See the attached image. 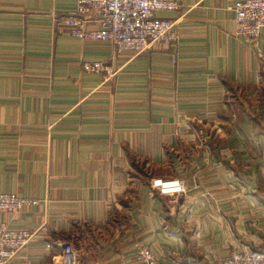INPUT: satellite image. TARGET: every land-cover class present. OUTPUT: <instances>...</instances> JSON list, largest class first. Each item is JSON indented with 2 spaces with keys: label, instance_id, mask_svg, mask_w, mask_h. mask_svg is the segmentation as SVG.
<instances>
[{
  "label": "crops",
  "instance_id": "1",
  "mask_svg": "<svg viewBox=\"0 0 264 264\" xmlns=\"http://www.w3.org/2000/svg\"><path fill=\"white\" fill-rule=\"evenodd\" d=\"M173 1L156 15L177 41L134 54L62 34L76 0H0V192L39 200L0 212L34 233L3 264H50L66 240L96 264H145L139 245L157 264L264 252V39L235 36L238 0Z\"/></svg>",
  "mask_w": 264,
  "mask_h": 264
},
{
  "label": "built area",
  "instance_id": "2",
  "mask_svg": "<svg viewBox=\"0 0 264 264\" xmlns=\"http://www.w3.org/2000/svg\"><path fill=\"white\" fill-rule=\"evenodd\" d=\"M179 7L180 4L173 0H76L75 8L60 16L58 23L66 36L108 41L116 52L139 54L155 45L177 41L176 22L159 17L156 12ZM233 11L235 36L251 42L264 39V0H238L233 5ZM94 14L96 18H93ZM257 51L263 58L264 52L260 48ZM81 66L85 72L105 74L107 78H113L115 74L111 66L102 61H83ZM152 186L161 193L186 190L184 181L179 179H155ZM38 202L36 198L19 196L14 192H0V212L14 214ZM33 235L26 229H11L0 222V264L26 246ZM50 257V264H96L84 262L79 249L71 241L60 244V249ZM134 257L142 259L145 264H157L148 246H136ZM219 264H264V252L248 244H239L219 257Z\"/></svg>",
  "mask_w": 264,
  "mask_h": 264
},
{
  "label": "rangeland",
  "instance_id": "3",
  "mask_svg": "<svg viewBox=\"0 0 264 264\" xmlns=\"http://www.w3.org/2000/svg\"><path fill=\"white\" fill-rule=\"evenodd\" d=\"M84 71V70H83ZM179 180H182V179H179ZM184 181V180H183ZM152 182H153V180L151 181V187H153L152 186ZM184 184H185V187H186V190H185V192L188 190V188H187V185H186V182L184 181ZM153 188H157V187H153ZM159 190V189H158ZM160 192V191H159ZM185 192H181V193H185ZM161 193V192H160ZM173 193V192H172ZM31 232V231H30ZM34 234V233H33ZM66 241H69V240H66ZM254 248V247H253ZM152 251V250H151ZM135 254V253H134ZM154 254V253H153ZM155 256V255H154ZM135 258V257H134ZM11 259V258H10ZM81 259H82V257H81ZM155 259H156V257H155ZM142 260V259H141ZM143 261V260H142ZM218 261H219V258H218ZM145 263V262H144ZM156 263H157V261H156Z\"/></svg>",
  "mask_w": 264,
  "mask_h": 264
}]
</instances>
